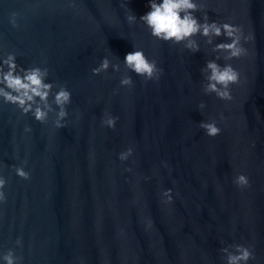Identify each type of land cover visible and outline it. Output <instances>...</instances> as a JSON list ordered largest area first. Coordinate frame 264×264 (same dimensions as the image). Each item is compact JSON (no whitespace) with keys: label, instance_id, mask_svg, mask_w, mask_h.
<instances>
[{"label":"water","instance_id":"obj_1","mask_svg":"<svg viewBox=\"0 0 264 264\" xmlns=\"http://www.w3.org/2000/svg\"><path fill=\"white\" fill-rule=\"evenodd\" d=\"M124 2L137 17L148 10L147 0ZM204 3L197 16L231 17L253 34L231 61L241 72L231 100L202 91L200 68L215 57L203 38L195 53L156 40L142 22H127L121 0H0V50L45 64L48 79L72 91L60 128L54 114L41 123L0 103V249L14 248L23 264H223V241L252 244L249 264H264V0ZM133 44L164 69L158 80L133 72L134 84L122 87L111 67L92 74L104 55L123 67ZM105 109L118 116L115 128L102 126ZM210 118L222 129L215 137L199 127ZM129 144L133 156L120 161ZM25 157L28 179L12 167ZM237 171L248 187L232 183ZM165 187L170 205L159 195Z\"/></svg>","mask_w":264,"mask_h":264},{"label":"clouds","instance_id":"obj_2","mask_svg":"<svg viewBox=\"0 0 264 264\" xmlns=\"http://www.w3.org/2000/svg\"><path fill=\"white\" fill-rule=\"evenodd\" d=\"M147 4L148 10L137 17L128 9L124 0H121V6L127 10V22H142L156 40L179 44L182 49L192 53L201 50V40L198 37L203 38V45L210 46V52L215 53V57L207 59L200 68L203 75L202 91L206 94L214 93L221 100H231V86L241 80L240 70L231 61L247 53L248 49L242 41L252 40L253 34L245 35L242 27L233 23L231 17L211 19L207 11L197 16L198 10L206 8L204 0H147ZM19 15L16 11L10 13L9 23L13 27L18 26ZM221 36L224 39L217 40V37ZM122 64L123 67L120 62H113L109 55H104L99 63L91 68V72L93 75L107 73L111 67L113 72L120 73L119 85L131 87L134 84L131 74L133 72L144 81H149L158 80L164 71L155 57H150L143 47L135 44L132 45V50L125 54ZM49 74V68L43 63L25 66L17 62V54L14 51L5 53L0 50V103L11 104L22 115L30 114L41 123H47L50 114H54L52 124L55 128L66 125V118L69 116L67 106L72 103V91L65 84L48 79ZM205 107V102L201 100L198 108L203 110ZM223 119L221 114V120ZM117 120L118 116L107 109L101 116L102 126L108 128H115ZM199 127L204 129L205 135L209 137H215L222 131L215 118L201 120ZM24 131L31 132V125L26 123ZM133 153L134 147L129 144L119 151L118 158L120 161H126ZM161 163L169 167L167 161ZM26 164L27 157L20 164L12 165L15 174L24 179L31 175L25 167ZM128 170L131 171L130 166ZM232 183L237 188L244 189L249 186L250 179L246 172L237 171L232 176ZM6 184L7 179L0 172V203L6 199ZM159 195L162 203L170 205L174 199L173 188H161ZM151 223L149 219L148 226H151ZM21 243L22 239L17 237L16 244ZM221 243L219 252L223 264H249L250 260L256 259L254 246L250 243ZM0 264H23V257L18 255L14 248L0 249Z\"/></svg>","mask_w":264,"mask_h":264}]
</instances>
